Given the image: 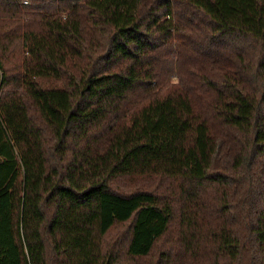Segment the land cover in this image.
Here are the masks:
<instances>
[{
	"label": "trees",
	"instance_id": "1",
	"mask_svg": "<svg viewBox=\"0 0 264 264\" xmlns=\"http://www.w3.org/2000/svg\"><path fill=\"white\" fill-rule=\"evenodd\" d=\"M0 264H264V0H0Z\"/></svg>",
	"mask_w": 264,
	"mask_h": 264
},
{
	"label": "rangeland",
	"instance_id": "2",
	"mask_svg": "<svg viewBox=\"0 0 264 264\" xmlns=\"http://www.w3.org/2000/svg\"><path fill=\"white\" fill-rule=\"evenodd\" d=\"M24 5H27V3H23Z\"/></svg>",
	"mask_w": 264,
	"mask_h": 264
}]
</instances>
